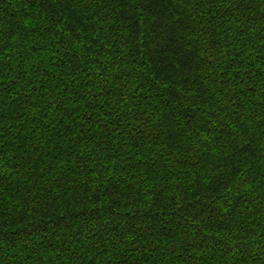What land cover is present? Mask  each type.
I'll return each instance as SVG.
<instances>
[{
    "label": "trees",
    "instance_id": "obj_1",
    "mask_svg": "<svg viewBox=\"0 0 264 264\" xmlns=\"http://www.w3.org/2000/svg\"><path fill=\"white\" fill-rule=\"evenodd\" d=\"M0 264H264V0H0Z\"/></svg>",
    "mask_w": 264,
    "mask_h": 264
}]
</instances>
